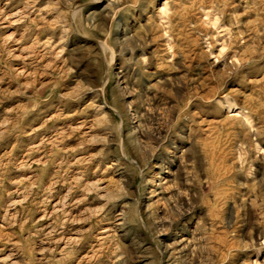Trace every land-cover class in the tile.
<instances>
[{
    "label": "rangeland",
    "instance_id": "obj_1",
    "mask_svg": "<svg viewBox=\"0 0 264 264\" xmlns=\"http://www.w3.org/2000/svg\"><path fill=\"white\" fill-rule=\"evenodd\" d=\"M0 264H264V0H0Z\"/></svg>",
    "mask_w": 264,
    "mask_h": 264
}]
</instances>
